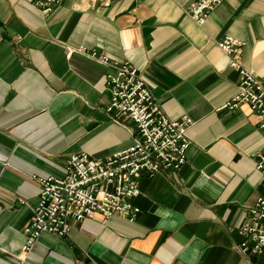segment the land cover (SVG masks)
Wrapping results in <instances>:
<instances>
[{
	"label": "crops",
	"instance_id": "obj_1",
	"mask_svg": "<svg viewBox=\"0 0 264 264\" xmlns=\"http://www.w3.org/2000/svg\"><path fill=\"white\" fill-rule=\"evenodd\" d=\"M105 1L62 0L47 13L35 0H0V264H264L238 249L264 195L260 118L247 104L217 110L240 82L217 44L225 35L264 82V0H221L202 24L187 12L194 0ZM92 49L130 61L169 117L195 120L187 161L142 178L136 220L97 214L24 252L35 176H62L72 154L105 158L137 136L110 118L112 69Z\"/></svg>",
	"mask_w": 264,
	"mask_h": 264
},
{
	"label": "built area",
	"instance_id": "obj_2",
	"mask_svg": "<svg viewBox=\"0 0 264 264\" xmlns=\"http://www.w3.org/2000/svg\"><path fill=\"white\" fill-rule=\"evenodd\" d=\"M61 1L35 0V3L49 13ZM220 1L194 0L187 12L195 22L202 24ZM217 44L229 57L230 66L240 74L237 93L217 110L235 111L247 104L260 118L259 126L264 132V82L243 65L242 41L227 34ZM87 53L112 69L106 76L111 93L107 107L110 118L115 122L130 121L137 136L128 148L105 158H95L86 152L72 154L65 162L62 176H35L41 192L24 229V252L44 234L68 237L72 222L92 219L97 214L105 219L119 215L136 220L141 210L134 198L141 193L142 178L153 177L163 169L179 170L187 161L191 144L188 130L195 120L188 115L169 117L130 61L115 60L96 49ZM255 167L264 174V147L255 153ZM240 235L238 249L242 254L264 255V195L250 207Z\"/></svg>",
	"mask_w": 264,
	"mask_h": 264
}]
</instances>
